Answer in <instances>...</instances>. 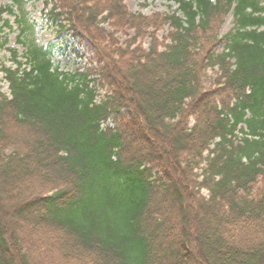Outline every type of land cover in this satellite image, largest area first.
<instances>
[{"label":"trees","instance_id":"trees-1","mask_svg":"<svg viewBox=\"0 0 264 264\" xmlns=\"http://www.w3.org/2000/svg\"><path fill=\"white\" fill-rule=\"evenodd\" d=\"M10 1L0 48L15 6L24 52L0 61V264H35L39 241L87 264H264V0H168L175 9L149 19L122 0H59L46 18L99 66L72 72ZM147 19L170 31L141 54L98 28L139 33Z\"/></svg>","mask_w":264,"mask_h":264},{"label":"rangeland","instance_id":"rangeland-1","mask_svg":"<svg viewBox=\"0 0 264 264\" xmlns=\"http://www.w3.org/2000/svg\"><path fill=\"white\" fill-rule=\"evenodd\" d=\"M56 1L50 0L48 1V3H45L44 0H24L25 14L29 22L32 23L33 25L32 36L34 37L35 42L38 45H42L45 48H50L53 65L57 66L59 70L63 72H72L76 68L82 70L85 68L91 69L94 66L96 67L97 65L92 60L95 56V52L93 51L94 49L92 50L90 49V47L87 46L86 48L83 44L85 41H83V38L80 35H78V37L75 38L73 37V33H70L66 30L59 31L58 26H56V24H53L50 20L46 18L45 12L47 8H50L54 4L60 5L59 0ZM8 4L9 5L11 4L10 0H0V8ZM122 4L124 5L126 11H128L129 13H133V14L140 13L148 19L153 18L156 15L162 16L165 13H168L171 10L175 9L176 7L175 3L168 0H122ZM18 14H19L18 8L13 6L12 14L4 13L2 15L3 18L9 20V24L11 26V27H4L3 31L1 32V36H6L7 43L4 47L0 48V61L7 66L11 65L12 63L11 51H9L8 48H13L17 50V53L18 55L20 54V56L24 52V46L17 41L19 29L16 25L15 17ZM232 20L233 19L231 12H228L222 17L221 21L220 18H217L213 21L212 24L213 30L211 29V31H213L214 33L217 32V35H219V37L220 36L222 37L230 28H232ZM148 21H151L152 24L140 29L139 33L141 31H144L145 33L142 36L138 37L135 41H133L134 38L133 36L139 34L136 31L135 27L132 29L129 28V29L117 31L114 29L113 26H111V24H109V22L111 21L108 20L106 22H100L98 28L104 31V33L108 36L106 38L104 35L105 38L104 40L113 42L115 43L114 46H118V47H124L125 43L130 44L129 50H133L135 49V47L136 48L138 47L139 53L141 54L142 51H147L151 42L154 44L162 41L168 42L166 36L170 31V27L167 24L160 23V21L156 19L148 20ZM68 25L69 24H67V26ZM79 34L83 35L81 31L79 32ZM79 40L82 42H80ZM106 41H104L105 43L102 44L106 45L107 44ZM87 45H91V44H87ZM222 49H224V41L223 42L221 41V43L219 42L214 47L213 50L222 51ZM22 61L24 62V59H22ZM215 77H216V70L208 69L207 77L204 82L205 88L211 86ZM212 87L213 86H211V88ZM105 90L106 89L100 88L99 94L103 95ZM0 93L9 95L8 84L4 80L2 73H0ZM119 119H120V123H122L123 121L121 117H119ZM125 122H127V120ZM190 124H192V120H190ZM124 126L130 127L131 125L127 123V125ZM139 143L141 144V141ZM134 144L137 146L138 141L135 142ZM9 152H11L10 149L6 150V153ZM202 193L205 194L204 191H202ZM36 232L39 234L42 231L39 230ZM37 233L33 234L35 238H38ZM33 246H35L34 243L30 244L28 248L31 251L30 253L32 255L34 263L36 262L35 264H37V262H39V264H74V262H72V259L73 261L78 262L79 264H87L89 262L87 261L88 258H85L87 260L82 259V261L81 260L79 261L75 258L70 257L71 259L65 261L57 258L56 256L58 255L55 256L53 254L54 255L53 257L47 253L48 251L46 249L47 245H43V243L41 245L40 241L35 246V249L33 248ZM47 248L49 249L48 246ZM187 261H189V259H187Z\"/></svg>","mask_w":264,"mask_h":264}]
</instances>
